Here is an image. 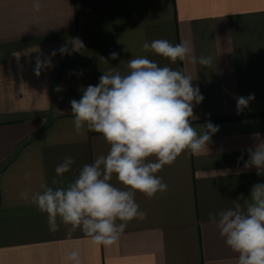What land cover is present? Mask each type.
<instances>
[{
	"label": "crops",
	"instance_id": "0c3cea01",
	"mask_svg": "<svg viewBox=\"0 0 264 264\" xmlns=\"http://www.w3.org/2000/svg\"><path fill=\"white\" fill-rule=\"evenodd\" d=\"M42 3L35 13L32 0H0V264H68L73 248L82 264H237L209 213L232 207L241 195L250 198L252 186L264 183V174L244 167L248 149L264 142V0ZM73 38L83 46L61 54ZM155 39L187 41L212 65L172 64L145 52L143 44ZM138 56L191 75L204 97L194 104L193 127L201 131L211 122L219 130L208 150L199 156L186 151L157 173L168 191L153 199L137 192L146 219L128 222L114 245H95L79 230L69 240L63 224L51 232L46 214L20 193L55 187L53 178L66 187L80 168L107 154L101 134L75 132L70 101L97 85L103 72L115 67L127 73L128 60ZM37 58L50 61L39 75ZM250 94L255 98L238 113L237 97ZM66 156L75 163L57 177ZM111 183L124 187L115 175Z\"/></svg>",
	"mask_w": 264,
	"mask_h": 264
},
{
	"label": "clouds",
	"instance_id": "9594fccd",
	"mask_svg": "<svg viewBox=\"0 0 264 264\" xmlns=\"http://www.w3.org/2000/svg\"><path fill=\"white\" fill-rule=\"evenodd\" d=\"M31 7L33 12H41L42 0H32ZM71 45L70 49L61 46L59 52L71 54L83 43L73 38ZM143 50L172 64L187 60L203 67L212 65L211 57H196L187 41L173 44L155 39L146 41ZM117 58L118 53L112 52L111 59ZM49 65L50 61L37 58L36 74ZM127 69L123 74L115 67L103 72L97 85H88L78 101H70L75 132L101 134L110 145L107 154L80 168L76 179L66 187L62 180L53 178L55 187L42 184L41 190L20 193L23 201L46 214L51 232L63 224L69 240L79 230L95 245H114L128 222L146 219L135 200L137 192L153 199L168 191L167 183L157 173L186 151L199 156L208 150L211 135L219 130L211 122L201 131L193 127L194 104L201 103L204 97L199 87L193 86L191 75L159 66L147 56L129 59ZM254 98V94L237 97V112L247 108ZM248 154L244 167H255L257 175L264 174V142L249 148ZM74 163L72 157L66 156L56 166V176L70 172ZM114 175L123 188L111 183ZM29 176L26 172L25 178ZM209 221L216 225L226 246L237 254V264H264V183L252 186L250 198L241 195L232 201V207L218 214L209 213ZM66 260L68 264H82L80 251L73 248Z\"/></svg>",
	"mask_w": 264,
	"mask_h": 264
}]
</instances>
